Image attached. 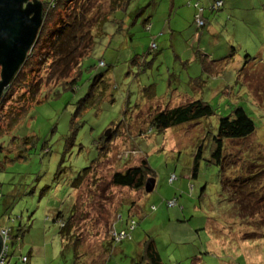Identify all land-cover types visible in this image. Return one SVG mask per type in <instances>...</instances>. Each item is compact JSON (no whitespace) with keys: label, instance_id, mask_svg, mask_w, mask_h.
I'll return each instance as SVG.
<instances>
[{"label":"rangeland","instance_id":"rangeland-1","mask_svg":"<svg viewBox=\"0 0 264 264\" xmlns=\"http://www.w3.org/2000/svg\"><path fill=\"white\" fill-rule=\"evenodd\" d=\"M219 1L223 5L211 10ZM91 2L102 11L110 4ZM202 6L206 25L197 29L191 3L131 0L126 12L118 10L102 24L72 88L47 82L50 59L41 61L42 55L38 66L25 68L28 79L41 77L38 102L0 135V229L10 227L19 236L8 241V264H129L147 235L162 264H264V0H203ZM136 8H143L138 16L128 13ZM102 73L105 84L91 88ZM148 86L155 101L146 99ZM22 91L0 106L1 126L21 103L16 99ZM89 91L92 97L72 123ZM192 99L208 102L214 114L164 132L149 126L153 109ZM237 105L256 129L224 143L221 168L208 161L209 140L218 118ZM116 125L109 152L103 157L100 150L98 157L97 140ZM126 152L127 159L119 160ZM142 157L153 171L152 191L109 184L112 171ZM92 162L93 170L73 190V178ZM247 172L257 176L246 182ZM168 200L175 203L168 206ZM72 209L77 260L71 247L62 252L54 221L58 212L66 218ZM129 219L135 223L131 239L113 243L105 257L113 222L120 229Z\"/></svg>","mask_w":264,"mask_h":264},{"label":"trees","instance_id":"trees-1","mask_svg":"<svg viewBox=\"0 0 264 264\" xmlns=\"http://www.w3.org/2000/svg\"><path fill=\"white\" fill-rule=\"evenodd\" d=\"M40 1L43 5V20L38 35L34 41L32 48L27 52L24 62L15 72L9 84L3 90L2 96L0 98V106H2L7 99H11L13 97L14 93L17 90L23 89V91L17 95L16 99L21 103L14 110H10L9 112H7L3 117L6 120L4 126L0 125V135L9 131L22 118L27 109L35 102H38V96L41 90V77L37 80L28 79L27 74H25V68L38 66L39 62L37 60L41 58L40 55H42L43 58L41 61L45 62L46 60L50 59V63L48 65L49 72L46 75V80L47 82L53 80L54 83L52 84V87L58 84L66 85L71 88L76 86V82L80 74V68L82 66V60L91 52L94 43V37L103 33L102 24L106 20L111 19L116 11L122 10L126 12V8L131 0H110L108 9L104 11L98 10L97 8L96 10H94L95 7L92 5L91 0ZM192 5L195 8L193 22L197 29H201L206 25V22L203 20L204 9L199 6L198 2H194ZM222 5L223 2L221 1L220 6ZM213 6L211 7V10L214 8ZM67 8H70V10L66 11L65 18L59 17L58 22L57 20L53 21V18L57 13L62 12ZM142 9L143 8H136L134 10L132 9L128 13L134 16H138L143 11ZM197 15L202 20L201 25H198L196 22ZM115 20L116 18L114 19V21ZM144 21L146 22L147 20ZM116 22L119 24L118 20ZM119 28H121L120 25ZM99 64L103 65V61H100ZM72 72H74V75L70 77V74ZM104 78L105 74L103 73L94 77L91 88L98 82L105 84ZM56 81L58 82L55 83ZM143 90L146 91L147 100H156L154 88L152 86L145 87ZM88 97H92V93H90V91L78 102L76 111L71 119L72 123L85 108L86 100L88 99ZM213 114L214 110L208 102L202 99H192L173 107H164L160 109L156 108V110L153 109V112L150 113V120L148 123L149 126L151 128L154 127L156 131L164 132L169 127L184 124L190 121H196L201 118L209 117ZM114 127L110 128L106 133L102 134L97 140V143H99V145H97L99 150L98 157L100 156V150H104L103 157L106 156L109 152V145L113 138V134H116L119 131L118 125H116L115 128ZM255 129L256 124L253 118L242 106L237 105L233 109H231V112L228 115L220 116L217 120L215 131L213 134H211L209 140L212 142L213 147L209 150L210 153L208 156V161L222 168L223 164L226 163V158H224L225 154H223V150L225 148L224 143L229 140L246 138L247 136L252 134ZM75 130L76 129H74L73 132H75ZM126 130L128 131V124ZM139 133H141V130H139ZM202 148L203 144H200L194 154L192 176H194L197 172L198 163L202 157ZM128 154L129 153L126 152L125 154L121 155L119 160L123 158L127 159ZM98 157L95 159V161L98 159ZM256 160L257 159H251L250 161H253L256 166L259 164ZM228 163L230 162H227V164ZM93 168L94 165L92 162V164L83 168L77 173V175L71 182V187L73 188V190L81 185L87 174L90 173ZM242 173L243 171H241L240 174ZM258 173L259 172H257V174ZM247 175L249 176L245 178L246 182L248 180L252 181L253 176H257L256 173L250 174L248 172ZM148 178L154 179L153 171L150 168L146 157H142L137 164L127 166L123 170L112 171L109 178V184L114 186L127 187L131 190L136 191H145L144 185ZM172 179H174L173 174L170 176L169 180L172 181ZM237 179L242 178L240 176L237 177ZM245 180L242 179V181ZM170 200L166 202L168 206V202ZM73 213L74 211L72 209L71 213L65 218L63 217L61 212H58L54 218V221L59 222L58 234L62 244V252H64L67 247H71L73 249L74 258L75 260H77L78 257L81 256L79 255L81 251L78 250L80 246L79 237L72 230ZM116 219H119V216L117 217L116 215ZM114 222L112 224V231L109 234L110 240L104 243L105 257L110 254L113 243H120L125 239H131L132 231L135 228V223L132 219L127 220L124 223L125 227L120 229L115 228ZM5 229L8 230V235H10L8 241L12 240L13 238L18 240V233L15 234L14 230H12V228L10 227H7ZM113 231L115 232L114 234H112ZM121 231H123L125 235L120 236ZM260 238L264 239V228L260 234ZM141 247V251L135 258L131 259L129 264H162L161 257L152 237L147 235ZM8 257L9 248L8 254L4 258L3 264H8ZM105 257L103 258V260L105 259ZM71 264H73V262ZM82 264L89 263L87 261Z\"/></svg>","mask_w":264,"mask_h":264},{"label":"water","instance_id":"water-1","mask_svg":"<svg viewBox=\"0 0 264 264\" xmlns=\"http://www.w3.org/2000/svg\"><path fill=\"white\" fill-rule=\"evenodd\" d=\"M42 11L40 0H0V98L34 44L42 25ZM154 184L155 180L148 178L145 191H152Z\"/></svg>","mask_w":264,"mask_h":264},{"label":"built area","instance_id":"built-area-1","mask_svg":"<svg viewBox=\"0 0 264 264\" xmlns=\"http://www.w3.org/2000/svg\"><path fill=\"white\" fill-rule=\"evenodd\" d=\"M221 5V1H219L217 3V5L215 4L213 7H216V6H220ZM196 22L198 25H201L202 24V20L198 17V15L196 16ZM175 201L172 200L170 202H168L169 205H172L174 204ZM132 227V226H131ZM115 232L113 231L112 234H114ZM0 235H1V238H2V247H1V250H0V264H3L4 263V258L7 256L8 254V244H7V241L8 239L10 238V235H8V230L7 229H0ZM125 235V233L123 231L120 232V236H123ZM21 260L22 261H26V257L23 256L21 257Z\"/></svg>","mask_w":264,"mask_h":264},{"label":"crops","instance_id":"crops-1","mask_svg":"<svg viewBox=\"0 0 264 264\" xmlns=\"http://www.w3.org/2000/svg\"><path fill=\"white\" fill-rule=\"evenodd\" d=\"M186 1V3H191L193 4L194 2H198L199 6L203 8L202 4H203V0H168L169 4H172L173 6L180 3V4H183L184 2ZM194 1V2H193ZM193 7V5H192ZM195 13V8L193 7V13H192V16L194 15ZM191 16H189V19H190ZM188 19V21H189ZM192 21H193V17H192Z\"/></svg>","mask_w":264,"mask_h":264}]
</instances>
